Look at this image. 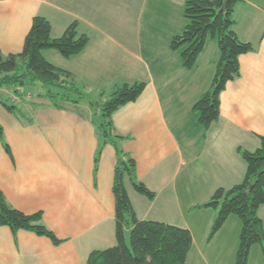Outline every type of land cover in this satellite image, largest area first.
<instances>
[{"label": "crops", "instance_id": "crops-1", "mask_svg": "<svg viewBox=\"0 0 264 264\" xmlns=\"http://www.w3.org/2000/svg\"><path fill=\"white\" fill-rule=\"evenodd\" d=\"M186 1L0 0L3 57L22 52L35 17L50 23L53 39L72 23L89 38L84 50L68 59L54 50L42 52L47 62L72 74L80 90L77 101L68 97L65 105L55 106L40 84L17 93L0 89V101L15 108L8 111L0 102V127L9 148L7 153L0 141V191L13 209L40 213L45 228L60 241L54 245L0 227V264H86L92 252L115 246L117 154L113 145H104L95 164L100 143L95 106L107 101L115 86L134 83L145 84L143 92L120 107L112 122L113 134L124 138L115 142L117 147L135 161L137 181L155 195L148 200L125 180L136 218L189 231L192 248L186 264L192 255L206 264H234L239 220L229 217L208 241L218 212L196 207L217 189L242 183L246 165L239 150L253 152L259 137L264 138V0H239L234 7L233 31L254 50L240 56V76L226 84L219 120L207 131L196 126L192 107L211 88L218 58L214 40H207L196 67L187 71L179 52L169 49L170 40L185 28L182 13L180 25H166L168 36H137L136 28L135 36H103L100 27L106 8L115 3L135 16V25L139 9H146L149 22L165 25ZM160 40L161 52L141 53ZM258 217L264 225V207ZM126 234L129 230L125 240ZM248 264H263L260 246L251 248Z\"/></svg>", "mask_w": 264, "mask_h": 264}, {"label": "trees", "instance_id": "trees-1", "mask_svg": "<svg viewBox=\"0 0 264 264\" xmlns=\"http://www.w3.org/2000/svg\"><path fill=\"white\" fill-rule=\"evenodd\" d=\"M238 1L231 0L221 11L224 0H187L183 8L185 28L169 43L172 52H179L182 67L187 71L196 67L207 40L212 39L216 43L218 58L211 88L192 107L198 115L196 126L206 131L219 120L220 95L226 84L240 76V56L254 50L251 44L241 42L233 31V11ZM88 41L87 35L78 33L77 23H72L61 37L53 39L50 23L42 17L33 18L22 52L8 57H3L0 52V89L17 93L21 88L39 83L45 90L44 96L57 106L58 100L66 101L70 92L80 90L72 74L47 62L42 52L54 50L68 59L80 54ZM144 88L143 83L115 86L110 99L98 111L100 143L95 164L104 145H113L117 154L112 184L116 244L106 250L92 252L86 264H186L192 248L189 231L159 222L139 221L125 190V180H128L137 194L148 200L155 197L137 181L135 161L117 147L115 142L124 138L113 134V114L120 107L136 101ZM0 102L8 111L15 109ZM0 141L9 153L1 127ZM239 154L246 165L242 183L228 190L217 189L208 202L196 208H210L218 212L208 241L229 217L239 220L241 229L234 264H248L250 250L257 245L262 248L264 264V225L258 217V210L264 207V138L259 137V147L255 151L239 150ZM0 227L9 228L13 234L25 231L47 238L54 245L60 244L43 225L40 213L25 215L13 209L1 191ZM126 230H129L128 245L124 235Z\"/></svg>", "mask_w": 264, "mask_h": 264}, {"label": "rangeland", "instance_id": "rangeland-1", "mask_svg": "<svg viewBox=\"0 0 264 264\" xmlns=\"http://www.w3.org/2000/svg\"><path fill=\"white\" fill-rule=\"evenodd\" d=\"M115 4L116 5L113 7L106 8L104 22L102 23L100 21V27H104L103 36H135V28L137 29V32H138L137 36H168V29H167L168 26L166 25H172V26L180 25L179 24L180 17H181L180 14L181 13L183 14V11L180 12L179 10H177V8L174 9V11L171 12V14H169L170 18H169L168 24H167V21L165 20L164 22L165 25H163V24H156L154 22H149V18L147 17L149 16L148 12H147V15L145 14L146 9H139V10H136L137 24L135 25V16L134 15H132V17L129 16L128 14H126V10L123 6H121L119 3H115ZM153 21H154V18H153ZM148 24H151V25H148ZM163 44L164 43L162 40L158 42H152V45L150 46L149 50L145 47V45H143V48L144 47L145 48L142 50L141 53L143 55H146L147 52H161L163 50ZM68 97L70 101H77L75 92L73 93L70 92ZM109 99L110 98H108V100ZM2 100L4 101V97H2ZM57 103L65 105L66 101L58 100ZM101 103H98V102L96 103L97 108H95V111L100 110V107L103 104ZM194 114L197 116L196 113ZM95 117L97 120H99V112L96 114ZM190 118L191 117L187 118V120ZM128 242H129V235L126 234L127 245H128ZM193 254H195V251L193 252ZM198 258L202 260L203 262L198 260ZM253 258L254 257H252V259ZM206 263L207 262L203 258H200V257L195 258V256L192 255L187 264H206Z\"/></svg>", "mask_w": 264, "mask_h": 264}, {"label": "water", "instance_id": "water-1", "mask_svg": "<svg viewBox=\"0 0 264 264\" xmlns=\"http://www.w3.org/2000/svg\"><path fill=\"white\" fill-rule=\"evenodd\" d=\"M231 0H224V3H223V6H222V9L221 11H224L228 5V3L230 2Z\"/></svg>", "mask_w": 264, "mask_h": 264}]
</instances>
